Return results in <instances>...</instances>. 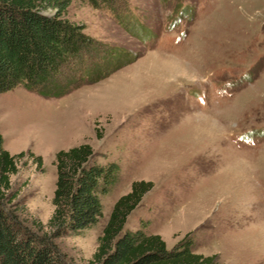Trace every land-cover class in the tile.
<instances>
[{
    "label": "rangeland",
    "instance_id": "1",
    "mask_svg": "<svg viewBox=\"0 0 264 264\" xmlns=\"http://www.w3.org/2000/svg\"><path fill=\"white\" fill-rule=\"evenodd\" d=\"M66 18L94 45L64 70L70 92L0 94L4 148L25 153L11 176L21 221L47 230L56 153L88 143L120 179L97 225L55 240L67 263L87 264L115 202L145 180L126 229L144 222L169 250L186 239L219 264H264V0L74 1ZM104 53L122 66L84 83Z\"/></svg>",
    "mask_w": 264,
    "mask_h": 264
},
{
    "label": "trees",
    "instance_id": "2",
    "mask_svg": "<svg viewBox=\"0 0 264 264\" xmlns=\"http://www.w3.org/2000/svg\"><path fill=\"white\" fill-rule=\"evenodd\" d=\"M74 1L99 7L110 6L114 0H0V94L19 86L51 98L70 92L72 82L61 81L64 70L81 55L87 62L94 47L85 26L66 18ZM103 57V64H88L81 78L84 83L98 82L122 66L107 53ZM24 156L7 151L0 135V264H69L55 240L97 225L103 218L102 199L113 193L120 166L95 162L88 143L58 151L54 212L47 230L38 223L35 232L16 212L18 193L11 184V176L19 171L18 159ZM29 156L43 170L42 157L31 152ZM153 187L152 181H134L130 191L115 202L87 264H219L215 256L194 252L190 240L169 250L160 235L147 232L144 222L134 230L126 229L128 217Z\"/></svg>",
    "mask_w": 264,
    "mask_h": 264
}]
</instances>
